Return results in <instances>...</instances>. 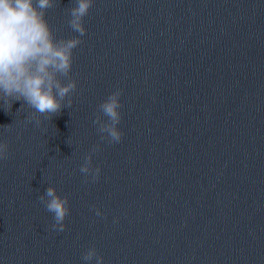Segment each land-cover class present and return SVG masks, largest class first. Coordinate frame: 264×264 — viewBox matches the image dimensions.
Listing matches in <instances>:
<instances>
[{"label": "water", "instance_id": "water-1", "mask_svg": "<svg viewBox=\"0 0 264 264\" xmlns=\"http://www.w3.org/2000/svg\"><path fill=\"white\" fill-rule=\"evenodd\" d=\"M73 2L45 12L55 39L80 36L71 102L0 96V264H95L90 247L102 264H264V0H92L82 35ZM117 89L112 141L99 105Z\"/></svg>", "mask_w": 264, "mask_h": 264}, {"label": "clouds", "instance_id": "clouds-1", "mask_svg": "<svg viewBox=\"0 0 264 264\" xmlns=\"http://www.w3.org/2000/svg\"><path fill=\"white\" fill-rule=\"evenodd\" d=\"M56 0H0V96L13 100L23 99L36 113H52L61 107V101L68 96L76 81H62L72 65V50L78 44L80 36L55 39L46 19V10ZM92 0H74L70 8L69 24L82 35L86 29L82 18L88 12ZM119 89L113 91L99 105L108 118L99 126L112 141L120 139L121 131L117 127L120 119ZM38 122V121H37ZM96 121L94 120V123ZM95 148H93V151ZM5 149L0 145V155ZM91 153L85 156L80 171L91 177L99 174V167L89 168ZM46 209L52 213L57 231L64 229V218L68 212L67 197L59 194L54 185H49L40 197ZM97 215L100 210H96ZM95 256V264H102L103 257L90 247L83 254V260L89 261Z\"/></svg>", "mask_w": 264, "mask_h": 264}]
</instances>
